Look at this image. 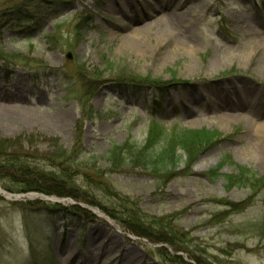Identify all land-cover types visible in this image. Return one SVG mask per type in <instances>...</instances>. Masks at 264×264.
Wrapping results in <instances>:
<instances>
[{"label":"rangeland","instance_id":"1","mask_svg":"<svg viewBox=\"0 0 264 264\" xmlns=\"http://www.w3.org/2000/svg\"><path fill=\"white\" fill-rule=\"evenodd\" d=\"M0 150L72 193L0 194V264H264V0H0Z\"/></svg>","mask_w":264,"mask_h":264},{"label":"trees","instance_id":"2","mask_svg":"<svg viewBox=\"0 0 264 264\" xmlns=\"http://www.w3.org/2000/svg\"><path fill=\"white\" fill-rule=\"evenodd\" d=\"M200 137L201 131L187 130L185 134L179 137V139H174L173 143L178 145L183 150L185 149L189 153V159L191 158L192 153L195 152H191L193 148L190 150L189 147L194 141L196 142L202 139ZM170 142L172 143L171 140ZM121 147H123L125 152L128 153V157H126L124 153H119ZM153 150L154 147L151 145L139 150L134 144H126L125 147H113L107 158L110 162H113L118 158H122L125 162H131L135 161L136 158L139 157L141 162L140 165L144 166L145 170L169 172L168 165L172 164V162L167 163L172 159L169 147L167 146L158 154H154ZM243 172L246 173L248 170L246 169ZM68 175L69 173H66L64 169H59L58 171H45L42 166L30 164L21 156H14L12 153H5L4 150H0V179L2 177H10L13 178V180L15 179L16 181H19L20 184L23 185L21 188L17 189L18 191L36 190L48 195H72L66 187L60 185L61 183L66 182V177ZM161 240L165 241V239Z\"/></svg>","mask_w":264,"mask_h":264},{"label":"bare ground","instance_id":"3","mask_svg":"<svg viewBox=\"0 0 264 264\" xmlns=\"http://www.w3.org/2000/svg\"><path fill=\"white\" fill-rule=\"evenodd\" d=\"M160 9L158 10V11H162L163 13H162V17L164 16L166 19H167V23L168 24H166V29H165V31L166 32H173V31H175V29H177L178 27H179V23H178V21L180 20V18H178V14H175V13H173L172 11H165V7L164 6H160L159 7ZM184 14V12L182 13V15ZM185 15V14H184ZM262 128H263V126H262ZM23 194V193H22ZM35 197H37V198H41V197H43L44 199H47V200H51V197L48 195H45V194H39V195H36V194H27L25 197H23V198H25V199H29V198H35ZM54 197H56V196H54ZM99 213H101L100 211H98ZM102 214V213H101ZM71 256V255H70Z\"/></svg>","mask_w":264,"mask_h":264},{"label":"water","instance_id":"4","mask_svg":"<svg viewBox=\"0 0 264 264\" xmlns=\"http://www.w3.org/2000/svg\"><path fill=\"white\" fill-rule=\"evenodd\" d=\"M0 194L2 196H4L5 198L7 199H12V200H23L27 194H13V193H8L6 191H4L1 186H0ZM29 194H36V195H39V193H35V192H30ZM41 195V194H40ZM51 197V201H55L56 203H60L62 202L63 200L65 199H60V198H57V197H54V196H50ZM29 199H32V198H29ZM33 199H37V197L33 198ZM40 199H44L43 197H41Z\"/></svg>","mask_w":264,"mask_h":264}]
</instances>
